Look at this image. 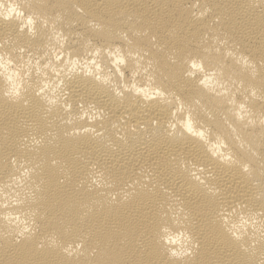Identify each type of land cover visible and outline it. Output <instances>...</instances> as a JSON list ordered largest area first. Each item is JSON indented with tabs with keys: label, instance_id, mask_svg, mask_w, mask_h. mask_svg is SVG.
<instances>
[{
	"label": "bare ground",
	"instance_id": "6f19581e",
	"mask_svg": "<svg viewBox=\"0 0 264 264\" xmlns=\"http://www.w3.org/2000/svg\"><path fill=\"white\" fill-rule=\"evenodd\" d=\"M205 8L204 16L193 14ZM26 11L51 18L60 13L56 27L66 37L64 50L74 55L86 46L139 53L142 65L151 62L150 72L165 91L187 103L201 99L213 119L199 109L196 118L228 136L237 160L249 164L250 172L211 159L200 142L179 129L170 135L171 108L159 101L145 103L130 93L120 99L109 86L81 75L65 81L70 111L59 105L49 110L32 88L22 100H8L0 81V185L30 170L24 184L14 188L23 203L8 210L34 222L33 234L18 238L0 221V264H172L159 240L161 227H176L170 208L183 209L184 230L199 243L185 264H264V236L250 233L251 238L235 241L217 216L220 208L238 202L246 213L262 214L264 231V124L259 123L264 100L248 101L255 125L233 121L246 145L237 148L224 125L227 105L184 75L192 57L204 58L209 67L223 60L229 65L226 76L243 81L237 100L250 86L264 97V0H31ZM5 40L0 51L13 58L21 47L24 56L43 55L51 43L39 23L30 37L18 32L14 21H0V43ZM225 49L247 56L256 77L232 65L231 58L224 60ZM81 104L103 109V118L91 124L78 120ZM83 127L99 135L70 134ZM189 159L212 173L207 183L220 189L218 195L192 182L180 166ZM77 243L79 252L63 251Z\"/></svg>",
	"mask_w": 264,
	"mask_h": 264
},
{
	"label": "clouds",
	"instance_id": "9594fccd",
	"mask_svg": "<svg viewBox=\"0 0 264 264\" xmlns=\"http://www.w3.org/2000/svg\"><path fill=\"white\" fill-rule=\"evenodd\" d=\"M31 0H0V21H14L17 31L33 37L36 34L37 24L41 28L48 30V40L43 55L33 56L29 53L24 56V48L18 49L17 55L13 58L12 53L0 51V81H3L5 87L2 90L3 97L12 102L20 101L24 98L29 88L33 89V94L37 96L49 110L53 106L59 105L65 112L70 111L71 103H65L68 92L65 87V81L73 76H84L94 81L109 86L113 94L122 99L125 94L130 93L134 97H139L145 103L159 101L162 104L170 106L169 120L167 127L169 134H186L194 140L200 142L204 151L211 159L220 164L232 166L238 165L243 173L250 172V166L247 163H240L229 142L228 136L221 132L213 131L210 127L196 118V110L199 109L209 120L213 119L212 112L204 107L201 99H193L192 103H187L175 92L165 91L156 82V78L150 72L151 62L142 65L143 57L139 53L129 50L122 51L119 47L114 49L95 47L87 49L81 55H74L70 50H64L66 37L61 30L56 27V22L60 19V13H56L54 18L39 13L26 11L30 7ZM193 7H197L196 4ZM77 11H82L77 8ZM209 9L194 12L197 17L204 16ZM90 26L97 29L99 24L89 21ZM5 40L0 43V48L6 44ZM224 41H221L223 44ZM219 53V48L216 49ZM224 60L231 58L232 65L239 66L242 70H250L249 74L255 78L258 71L256 65L243 54H236L231 49H225L223 53ZM41 61H44L41 64ZM186 71L184 75L187 78L195 79L196 87L203 93L212 97L215 101L227 105V115L224 117V125L231 134V139L235 141L237 148H245L244 141L238 134L233 121L236 123L252 126L257 123L253 118V113L248 107L249 99L264 100V97L258 95V90L254 87L247 89V95L242 100H237V93L243 87V81H237L231 75L226 76V65L223 60L218 62V66H206L204 58L192 57L186 60ZM127 71V76H126ZM32 77L36 80L33 83ZM27 103V101H25ZM81 112L78 120L87 119L91 124L94 121L103 118V109H96L94 105L89 104L86 108L80 105ZM229 116L231 119H229ZM69 125L72 120L67 121ZM155 123V121H153ZM264 124V117L259 120ZM177 129L180 133H177ZM94 133V128L83 127L73 129L70 134ZM255 154V153H254ZM12 165L15 167L16 160L12 159ZM181 168L187 170L189 178L195 184L204 186L207 191L216 196L220 189L209 186L207 180L212 176L210 171L205 170L203 164L196 163L193 159L186 162L181 161ZM30 170L25 168L18 176H13L11 180L0 185V221L4 226L14 229L18 238H28L34 232L33 221L26 218L22 213L9 211L13 206L23 203L20 192L14 188H19L28 178ZM93 183H96L93 180ZM7 189V191L5 190ZM113 199L115 196L113 195ZM178 200L179 197H176ZM183 209L171 211V220L176 227H161L159 240L163 242L166 248L168 258L172 264H185L191 259L199 247L198 241L192 234L183 227V221L187 220V215L181 216ZM261 213L248 214L244 211L243 205L235 203L227 207H222L217 212L220 225L224 231L235 241H242L250 237V233L255 235L261 230ZM253 240V245L255 244ZM82 249V245L77 243L75 246L69 245L63 251L68 255H73ZM247 250V249H245Z\"/></svg>",
	"mask_w": 264,
	"mask_h": 264
}]
</instances>
